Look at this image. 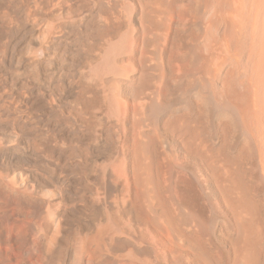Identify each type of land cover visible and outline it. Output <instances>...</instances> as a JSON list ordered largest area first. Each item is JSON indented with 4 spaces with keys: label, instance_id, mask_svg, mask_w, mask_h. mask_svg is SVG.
<instances>
[{
    "label": "bare ground",
    "instance_id": "1",
    "mask_svg": "<svg viewBox=\"0 0 264 264\" xmlns=\"http://www.w3.org/2000/svg\"><path fill=\"white\" fill-rule=\"evenodd\" d=\"M2 1L0 264H264V0Z\"/></svg>",
    "mask_w": 264,
    "mask_h": 264
},
{
    "label": "rangeland",
    "instance_id": "2",
    "mask_svg": "<svg viewBox=\"0 0 264 264\" xmlns=\"http://www.w3.org/2000/svg\"><path fill=\"white\" fill-rule=\"evenodd\" d=\"M24 7L25 10L30 7L29 0L25 1ZM0 16L3 17L5 22L10 21L8 20V3H6L5 1H2L0 3ZM9 37L12 38V41H10ZM7 44H9L10 46ZM7 46H9V48ZM13 46V32L7 29V27L3 26L0 22V81H2V84H0V120L15 118V115L13 114L14 111H16L20 116L27 115L26 117H31L30 110L28 109L29 105L22 100V94L24 92L23 90L19 89V87L16 85V82L12 79V75L20 72V64L18 63V61H16V58L14 57ZM18 64L19 66H17ZM72 75H74V73ZM18 93H20L19 99L14 97ZM6 106L9 111H6ZM1 108L4 109L2 110ZM4 110L5 112H3ZM22 136L27 135L22 134ZM6 223L7 225H9L11 223V220L7 219Z\"/></svg>",
    "mask_w": 264,
    "mask_h": 264
}]
</instances>
